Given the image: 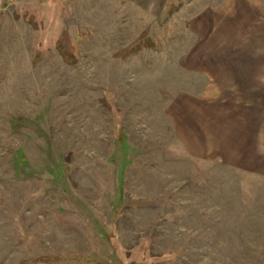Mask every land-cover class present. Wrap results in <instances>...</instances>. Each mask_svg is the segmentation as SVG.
Wrapping results in <instances>:
<instances>
[{
    "label": "rangeland",
    "instance_id": "obj_1",
    "mask_svg": "<svg viewBox=\"0 0 264 264\" xmlns=\"http://www.w3.org/2000/svg\"><path fill=\"white\" fill-rule=\"evenodd\" d=\"M0 264H264V0H0Z\"/></svg>",
    "mask_w": 264,
    "mask_h": 264
}]
</instances>
